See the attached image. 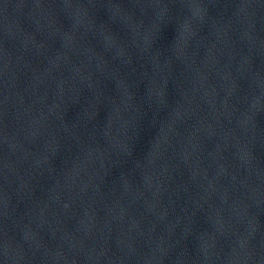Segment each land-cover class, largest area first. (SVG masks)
Segmentation results:
<instances>
[{"label":"water","instance_id":"obj_1","mask_svg":"<svg viewBox=\"0 0 264 264\" xmlns=\"http://www.w3.org/2000/svg\"><path fill=\"white\" fill-rule=\"evenodd\" d=\"M0 264H264V0H0Z\"/></svg>","mask_w":264,"mask_h":264}]
</instances>
